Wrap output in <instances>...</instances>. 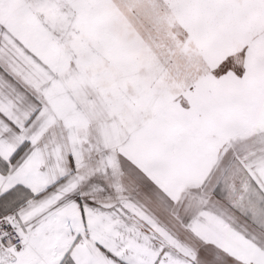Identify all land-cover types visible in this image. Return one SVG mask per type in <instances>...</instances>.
Instances as JSON below:
<instances>
[{
	"label": "snow or ice",
	"instance_id": "6c2138e0",
	"mask_svg": "<svg viewBox=\"0 0 264 264\" xmlns=\"http://www.w3.org/2000/svg\"><path fill=\"white\" fill-rule=\"evenodd\" d=\"M0 264H264V0H0Z\"/></svg>",
	"mask_w": 264,
	"mask_h": 264
}]
</instances>
